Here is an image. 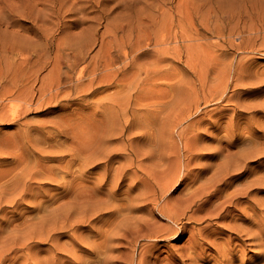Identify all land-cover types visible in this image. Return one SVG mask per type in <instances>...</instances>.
Masks as SVG:
<instances>
[{"label":"rangeland","instance_id":"rangeland-1","mask_svg":"<svg viewBox=\"0 0 264 264\" xmlns=\"http://www.w3.org/2000/svg\"><path fill=\"white\" fill-rule=\"evenodd\" d=\"M97 1H94L96 7L88 0H52L53 30L47 45L45 39L30 33V28L34 27L24 16L13 19V24L21 23V26L17 25L21 30L14 25L7 30L0 27V44L10 36L21 35L23 38L27 35L28 41L17 46L30 50V57L26 52L23 57H27L32 71L38 70L36 89L41 81L47 82L60 55L58 50L67 49L60 69L67 75L62 79V93L58 96L63 102L35 101L19 122L44 127L41 132H36L38 137L43 132H47L48 138L52 137L46 146H42L46 147L44 151L31 150L29 158L24 159L25 146L29 147L34 140H25L21 124L6 120V101L0 105V189H6L4 193L0 192V264H113L114 261V264H137L139 252L144 248L148 249L147 260L150 255L164 259L166 251L171 248L175 251L184 244L187 234L180 241L167 242L168 245L160 242L161 247L157 245L154 251L150 244L156 239L149 235L169 234L171 228L178 231L179 220L193 222L187 217L202 214L196 211L199 202L195 200L182 216L178 201L187 193L186 189L189 192L202 185L215 170L219 156L229 152L231 157L240 149L233 145L231 137L230 142H226L227 133L234 130V125L242 123V128L247 123L261 131L260 135L242 131L238 136L246 142L260 136V141L264 142V110L258 106L264 102V81L249 80L264 73V37L261 31H256L257 27L264 28V0H212V7L224 20L219 27L213 25L209 31L204 28L190 31L188 25L183 28L169 25L170 20L165 22L166 13L152 24L138 25L136 17L141 14L139 10L147 6V0H140L136 7L126 6L122 0H111L112 3L108 0L105 3L108 9ZM40 2L0 0V8L10 10L9 13L6 11L10 17L15 11L35 13L41 8ZM170 2L167 7L175 5L177 0ZM148 3L156 9L158 1L148 0ZM67 5H71L70 10L64 8ZM109 19L124 29L113 30L106 25ZM13 31L17 32L12 35ZM143 36L151 37V42H156V38L167 43L153 45L148 42L146 45L141 39ZM138 37L141 40L136 42ZM124 50L130 54L132 63L122 70L126 62ZM14 52L24 51L17 49ZM75 53L85 60H79L78 66L69 70L67 59ZM16 59L18 61L12 66L6 63L9 58L2 59L0 72L15 74L23 63L21 55ZM107 60L112 63L110 72L106 68L98 69L95 72L98 78L89 88L86 85L90 76L86 75L80 85L85 90L77 95L74 81L79 66L86 65L91 71L94 61L102 65ZM115 71L118 72L113 74ZM30 85L6 90H11L15 97L20 92L29 94L32 91ZM2 90L3 87L0 92ZM253 94L256 97H252ZM126 97L131 110L118 105ZM79 103H82V109ZM63 105H67L69 111L64 112ZM104 118L109 125L105 131L101 125ZM220 120L223 123L229 121L227 127H211V123L214 125ZM60 131L67 133L66 139L65 132ZM78 143L82 145V151L78 149V153H81L83 175L78 167L80 160H69L66 154L69 146ZM261 147L253 154L255 157L247 161L245 168L233 173L244 174L234 187L249 176L251 178L257 170H264V145ZM96 152L98 158L94 156ZM84 153L86 161L92 158L87 167ZM187 161H190L188 177L195 183L182 181L183 165ZM200 173L203 178L196 179ZM79 176L83 179H78ZM176 178L178 180L174 182ZM22 188L21 197L9 198L11 193ZM263 195L261 192L256 197L263 200ZM152 198L156 201H151ZM161 206L170 210L178 221L176 224L159 213L157 209ZM116 207L121 208L120 215L116 214ZM204 224L202 222L201 227ZM187 227L198 228L200 225L191 223ZM122 234L143 236L137 237L134 245H128L120 238ZM110 237L113 239L107 241ZM101 241L106 242L101 244L102 249L99 248ZM249 242L245 240V243ZM113 245L115 250L111 249ZM261 248L247 246L248 264L264 263L258 259ZM6 249L14 251L4 252Z\"/></svg>","mask_w":264,"mask_h":264},{"label":"bare ground","instance_id":"bare-ground-1","mask_svg":"<svg viewBox=\"0 0 264 264\" xmlns=\"http://www.w3.org/2000/svg\"><path fill=\"white\" fill-rule=\"evenodd\" d=\"M94 1L95 0H88V2H91L93 4H94ZM109 1H111V0H109ZM112 1L110 3H112ZM122 1L124 2V5L127 6L130 4V6H133V7L134 6L136 7L140 3V0H122ZM156 1H158V3L155 5L156 9H153V4L148 3V0H147V2H145V4H147V6H144V8L140 9L139 11L141 12V14L136 17L138 25H145V23L147 25L152 24V23L156 22L159 17H160V19L165 17V16H163L165 13L167 14V16L165 17V22L170 20L169 25L173 24V26L180 27V28H183V27L188 25V28L190 31L193 29L197 30L196 28H199L198 30H200V28H204V29L209 31V30H212L213 25H216L217 27H219V25L224 20V18L221 17V14L217 13L214 10V8L212 7V5H211L212 0H177L175 5L168 6V7H167V5L171 4L170 0H156ZM81 2L83 3V1H81ZM106 2H108V0H98L97 4H100V6L103 4L105 7ZM91 5H89V6H91ZM34 6H35V4H34ZM40 6H41V8L36 9L35 13L31 12V11H30V13H27L25 11H15V12H12L10 17L6 13V11L8 9L4 10L3 8H0V27H4L5 30H7L8 28L12 27V25H14V26L20 25L21 26V23L17 24V25H16V23L13 24V19L15 18V16H20V18H21V16H24L25 18L31 20L30 25L32 27H34V28H30V29H32V31H31L29 29V27H31V26L28 25L29 27L27 29L30 30V33L33 32L36 37L41 38V39L42 38L45 39L44 43H46V42L48 43L50 40L49 35L51 34V31L53 30V17L54 16L52 13L53 12L52 11V0H41ZM80 6L82 7L81 4H80ZM95 6L97 7V5H95ZM139 6H142V5H139ZM108 7H109V5H108ZM64 8H66L67 10H70L71 5L64 6ZM106 8H107V6H106ZM165 8H167V9H165ZM54 10H56V9H54ZM85 10L87 11V9H85ZM9 11H7V12L9 13ZM96 12H98V11H96ZM87 13H86V15H87ZM17 18L19 19V17H17ZM102 20H104V19H102ZM17 21L19 22V20H17ZM106 25L111 26L113 28V30H118V29L123 30L124 29L123 26H118V25L112 24L110 19L106 20ZM23 26L25 27V24ZM19 27L17 26L15 28H17V30H18ZM58 29H59V26L57 27L56 31H58ZM20 30H21V27H20ZM256 31L257 32L261 31V33L263 34V37H264V28L257 27ZM15 32H17V31H13L12 35L15 34ZM161 35H163V33H161ZM23 36L24 37L21 38V35L19 37L16 35H13V36H10L8 39H5L4 41H2V43L0 44V47H1V49H0V62L4 58H9V60L6 61V63L9 66H12L15 64L14 61L17 60L16 56L21 55L22 59H23L25 57V56L23 57V55L26 52V54L29 53V57H30V50L26 51L27 47H18L17 46L20 43L23 44V42L28 41L27 40L28 38H26L27 35H23ZM176 37L177 36H175V38ZM141 39L143 41H146V43H145L146 45H149L148 42L152 43L153 45H156V42L159 44L160 43L161 44L167 43L166 40L164 42H160L156 38H155L156 42H154V41L151 42V37H148V36H143ZM141 39L139 37L136 38V42H139ZM47 43H46V45H47ZM137 44H139V43H137ZM125 48H126V46H125ZM17 49H21L24 52H22V53L14 52ZM65 50H67V49L60 48L58 50V51H60V53H59L60 55L58 56L57 62L54 63L55 67H53V70L51 71L50 76L47 79V82L41 81V84L37 89L35 88L34 83L38 81V76H37L38 70L35 71L33 69L34 71H32L31 66L28 63L27 57H25L22 60L23 63H20V66L16 70L15 74L10 73L8 71L7 72H0V89L2 87L4 88V91L2 90V92H0V105L3 104L2 102H4V101H6L5 103L8 104V105L6 104L7 105V111H8V117L6 118L7 121H10L12 123H17L20 126V124L22 123V122L19 123L22 119L21 117L24 114H26V112L28 111V108L35 101H36V103H45V102L50 103L52 100H54L56 102H61L58 100V98H59L58 96H59V93L61 92L62 79L64 77L65 78L67 77V75H63L62 72L60 71L61 66L64 63L63 53ZM123 56H124L126 62L124 63L122 70H125L131 65L132 58H131L130 54L128 53V51H126V50L123 51ZM33 59H34V57H33ZM79 60H85V57H80L78 55V53H75V55L71 56V59H67V62H68L66 64L67 68L69 70L75 69L79 64L78 63ZM37 61H38V59H37ZM111 66H112V63L110 60H107L106 63H104L102 65L98 64L97 61H94L92 68H91V71L88 70V67L86 65H84V67H82V68L79 66L80 69L77 72V76L75 77V81H74L75 86L77 87L76 94L77 95L82 94V92L85 90V89L81 88L80 85H81V82L83 81V78L86 75L88 77L90 76V79L87 77L89 80H88V84L86 85V88H89L90 86H92L93 81L97 77L95 72L98 69H101L100 71H102L103 68H106L105 70L110 72L109 70H110ZM32 68H34V67H32ZM65 68H66V66H65ZM67 68H66V70H67ZM12 72H13V70H12ZM103 72H105V71H103ZM116 72H118V71H115L113 74H115ZM26 73H29V74H26ZM109 75H112V74L109 73ZM260 76L264 77V73H262V75L256 76V78L251 77L249 80H252L253 82H256V83H258V81H264ZM117 79H115V80L118 81ZM28 84H31L30 88L32 90L29 92V94L23 95L19 90L18 92H20V94L13 97V93H11V90H8V91L6 90L7 88H11V89L16 88L18 90L21 88H25ZM245 90H244V92H245ZM92 95H91V97L94 98V100H95V96L93 95L94 96L93 97ZM246 95L247 94H245L244 96H246ZM253 95H255V96H252V97H256V94H253ZM14 101H17L18 104L17 105L12 104ZM78 101H80V100L78 99ZM76 103H78V102H76ZM84 103H86V102H84ZM80 104L82 105V103H79V106H80ZM118 105L120 107H123L124 109L128 108L131 110V106H130L128 97H126L124 102L118 103ZM71 106H73V105H71ZM82 106H80L81 109H82ZM258 106H259L260 110H264V102ZM4 107H6L5 104H4ZM4 107H2V108L4 109ZM67 108H68L67 105H63L61 107V109L63 111L64 110L66 111ZM69 108H70V106H69ZM76 108H78V107H76ZM95 109H97V108H95ZM109 109H110V107H109ZM77 110L75 109V111H77ZM90 110H91V108H90ZM237 112H239V111H237ZM256 112H257V110H256ZM253 113L255 114V112H253ZM154 114L157 116L158 112H154ZM65 115L68 116L67 113H65ZM129 118L132 119L131 117H129ZM234 118H236V117H234ZM240 118H242V117H240ZM263 118H264V116H263ZM242 119H245V118H242ZM104 121H105V118L101 121V125L103 126L104 131H105V130H107L106 126H109V125L107 123H105ZM130 122H131V120H130ZM227 123H223V121L221 122V120H220L219 122L214 123V125L211 123V127H213V128L227 127V125H226ZM21 125L23 126L21 128V131H22L21 133H22V135H24L25 140H28V142H30V139H32V138L34 140L33 144H31L29 146L31 149L29 147L25 146L26 155L24 156V159L25 158L28 159L30 156L29 153H31V150L32 151H40V150L44 151L46 147L44 148L42 146L45 145L46 142L48 144L49 138L51 140L52 137L49 136V138H48L46 136L47 132L46 133L43 132L42 136L40 135L41 137H38L39 134H37L36 132H41V130L44 128L43 126L40 128V125L32 126L31 124H28V123H23ZM241 125H242V123L234 125V130L231 133H227V136H225V138L227 139L226 142L233 139V145H237L240 149H238V151H236L233 154V156H231V157L228 156L229 152H226L225 154H222L221 156H219L220 161L215 166V170L209 175V177H207L203 181L202 185L199 187H196L195 189H193L189 192H188V189H186L185 191H187V193L185 192V194H183L179 198L178 206L182 208L181 210H183L181 212L182 216L185 215V210L188 209L190 207V204L192 202L194 203L195 200H197L199 202L198 205L196 206L197 207L196 211H198L202 214L198 217H193V216L187 217V220L192 219L193 222L184 221L182 223L181 222L182 220H179L181 225H179L178 231L171 228V232L173 234L171 232H169V234H151V235H149V238H155L156 239V241H154L153 243L150 244L151 251L156 250L157 245L159 247H161L162 243L160 244V242H165L164 244H166L167 242H169L171 240L172 241H180L187 234V239L184 242V244L179 246V248L175 251H172V248L169 246L171 248V251H169L170 249L168 251H166L167 257H165L164 259H160L158 255H156V256L150 255L149 259L147 260L146 253H147L148 249L144 248L139 252L137 264H238V263L239 264H248V261L246 260V257H247L246 256V250L248 251L247 246L262 247L258 251L259 257L256 256V258L258 257L259 260H263V262H264V199L261 200V199H258L256 197L258 193L261 194V192L262 193L264 192V170H257L256 172L252 173L251 178L249 176L248 180H245L242 183L239 182V185L237 187H234V185H235L234 183L238 179H241V177L244 174L233 175L234 172H238V171L242 170L243 168H245L247 161L252 160L255 157V156H253V154L259 152L262 149L261 145L262 144L264 145V142L260 141V139H261L260 136H255L252 142H246L243 137L241 138L240 136H238L240 132L245 131V133L260 135L259 132H261V131L256 130L250 124H247V123H245L244 127H242V128H240ZM37 129H39V130H37ZM121 129H122V127H121ZM34 130H37V131H35V133H33ZM60 132H65V131H60ZM236 132H237V134H236ZM63 134H64V139H66L65 137H66L67 133L65 132ZM36 135H37V137H36ZM57 135H59V134L57 133ZM68 135L70 136L69 133H68ZM99 137H100V135H99ZM230 137H231V139H230ZM56 138H58V137H56ZM53 139H54V137H53ZM102 142H104V141H102ZM220 143H221V141H220ZM82 144H83L84 151H85L84 142ZM69 147H70V150H66V151H68L66 154L70 157L69 160H74V158H78L80 160V164H78V167L80 168L81 174L83 175L82 160L80 159L81 153H78L79 150L82 151V145H81V143H78V144H75V145L69 146ZM55 148H58V147H55ZM186 148H187V146H186ZM86 151H85V153H86ZM48 152H50V151H48ZM95 154L98 155V153L97 152L94 153L95 158H98ZM216 156H218V155H216ZM219 157L216 160H219ZM86 158L87 157L85 154L84 162H85V166L87 167V164L89 163V161L92 158L87 160V161H86ZM18 160H21V159H18ZM15 161H17V159ZM189 164H190V161H187V163H185L183 165V167L185 168V175H184L182 181L188 182V183H195L194 179H189V177H188L189 176L188 174L190 173V170L188 169ZM259 167H261V166H259ZM16 168L21 169L22 167L16 166ZM244 172H246V170ZM246 177H247V175H246ZM30 178L31 177L29 176V179ZM200 178H203V175H201V173H200V175L197 176L196 179H200ZM78 179H83V177L79 176ZM177 180L178 179L176 178L174 180V182H176ZM98 184H99V182H98ZM77 185L78 184L76 181V186ZM152 185L159 190L162 189L160 186H157V185H159L158 183H157V185H154V184H152ZM190 188H192V186ZM23 190L24 189L22 188L18 192L11 193V196L9 198H13L15 196L21 197L22 195L19 192H21ZM5 191H6V189H3V190L0 189V192L4 193ZM181 193H183V192H181ZM155 195H156V192L154 191L153 196H155ZM1 200H2V197H0V203H2ZM151 201H156V198H152ZM101 206H103V204ZM120 209L121 208L116 207L115 211L118 212V213H116L117 215H120L119 214ZM157 210L159 211V213L161 215L165 216L169 221L173 222V224H176L178 222L176 219L173 218L169 209H165V208H163V206H161ZM202 222H205V224L201 227ZM191 223H194L195 225H200V227L188 228L187 225L191 224ZM212 226H215L216 228L212 229ZM79 227H81V226H79ZM139 236H143V235H140V234H122V236L120 238L126 240L128 245H134L137 237H139ZM112 239L113 238L110 237L107 239V241L112 240ZM44 240H47V239H44ZM245 240H250V242L245 243ZM104 243H106V242H102V241L100 242V246H99L100 249H102L101 244H104ZM167 245H168V243H167ZM51 247L53 249V246H51ZM111 249L115 250V246L113 245V247H111ZM6 251H14V249L4 250V252H6ZM256 255H258V254H256ZM2 258L5 259L4 255ZM263 262H261V263H263ZM112 263L114 264L115 261Z\"/></svg>","mask_w":264,"mask_h":264}]
</instances>
